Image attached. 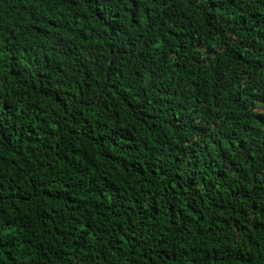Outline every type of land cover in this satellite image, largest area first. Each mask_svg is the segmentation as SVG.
<instances>
[{"label": "trees", "instance_id": "1", "mask_svg": "<svg viewBox=\"0 0 264 264\" xmlns=\"http://www.w3.org/2000/svg\"><path fill=\"white\" fill-rule=\"evenodd\" d=\"M0 264H264V0H0Z\"/></svg>", "mask_w": 264, "mask_h": 264}]
</instances>
